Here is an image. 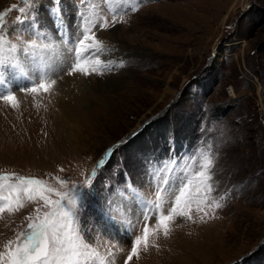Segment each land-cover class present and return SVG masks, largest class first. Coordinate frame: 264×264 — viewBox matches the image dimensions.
Here are the masks:
<instances>
[{
  "label": "rangeland",
  "instance_id": "rangeland-1",
  "mask_svg": "<svg viewBox=\"0 0 264 264\" xmlns=\"http://www.w3.org/2000/svg\"><path fill=\"white\" fill-rule=\"evenodd\" d=\"M135 2L133 12L115 0H0V55L16 65L0 72L1 90L19 101L13 108L0 99V175L66 190L56 177L79 185L107 160L80 202L79 224L108 264H125L141 234L142 199L154 204L163 176L171 183L185 167L198 170V150L210 149L212 196L223 207L203 220L195 211L192 220L178 217L168 237L128 264H264V0ZM80 13L109 20L95 34L105 49L99 59L111 67L79 73L81 114L69 119L52 108V89H21L43 75L58 83L71 68ZM64 52L69 63L58 62L62 73L51 78ZM37 208L46 210L26 201L0 214V252ZM108 238L119 245L113 255Z\"/></svg>",
  "mask_w": 264,
  "mask_h": 264
},
{
  "label": "snow or ice",
  "instance_id": "snow-or-ice-1",
  "mask_svg": "<svg viewBox=\"0 0 264 264\" xmlns=\"http://www.w3.org/2000/svg\"><path fill=\"white\" fill-rule=\"evenodd\" d=\"M111 3L112 0H109ZM116 3L131 5V11L137 10L135 0H115ZM25 9L21 8L20 12ZM62 16V13L60 14ZM19 19V18H18ZM81 24L78 25L79 35L72 41L75 60L68 74L81 73L85 76L103 74L105 67L110 64L99 59V53L105 51L103 42L96 36L98 29H106L109 20L100 16H85L80 13ZM3 16L0 15V22ZM23 24L25 21L20 19ZM116 15L111 20V25L117 23ZM55 23V21H54ZM60 30L58 29V32ZM5 37L0 36V53L4 51ZM48 45H45L47 47ZM15 47V46H13ZM123 67V62H120ZM16 65L0 55V72L15 68ZM2 79V77H0ZM54 79L49 80L46 76L39 78V82H33L32 86L22 91L35 93H48L55 85ZM0 99L8 102L13 108L19 101L11 90L6 93L0 90ZM199 151V169L185 167L177 175L174 182L165 180V187L158 189L154 204L145 205L144 212L139 223L142 225L141 234L135 235L131 243V250L127 255L125 264L138 257L141 250L147 251L151 246L150 241L163 234L168 237L172 231L171 225L175 220L185 218L192 220V212L201 213V219L209 216L210 212L223 207L220 200L213 199L215 186L213 185L214 158L211 150ZM111 156V150H109ZM193 163L196 156L189 158ZM107 160L101 159L97 168L92 170L91 175L82 184H71L67 179L56 177L61 189L51 187L45 180L18 176L15 173L0 175V214H14L25 206V202L39 201L46 209L41 214L36 209L34 217H28L29 223L25 231L19 233L15 240H9L5 250L0 252V264H108L106 259L100 256L98 250L89 243L79 224V207L81 200L89 195L97 171L103 168ZM165 193L171 199H165ZM169 206L165 208V205ZM155 221L153 224L152 221ZM127 234V229L125 230ZM111 245L109 255H113L112 249L119 247Z\"/></svg>",
  "mask_w": 264,
  "mask_h": 264
},
{
  "label": "bare ground",
  "instance_id": "bare-ground-1",
  "mask_svg": "<svg viewBox=\"0 0 264 264\" xmlns=\"http://www.w3.org/2000/svg\"><path fill=\"white\" fill-rule=\"evenodd\" d=\"M59 54H61V55H58L59 57H57L56 60H52L55 64L54 70L53 71L50 70L47 73L51 78L56 77V74H55V76L53 75L54 72H61L62 73L63 67L58 66L57 65V64H59L58 62H62V64H59V65H63V66L65 64L67 65V63H68V60H67L69 58L68 53L64 52V53H59ZM62 55H65V57ZM63 63H65V64H63ZM67 72H69V70H67ZM67 72L62 74V76L59 79L60 81H58V83H56L54 85V87L52 88V90L54 91V93H53L54 96L52 97V99H53L52 100V108L53 109L55 107L58 108L64 117L71 119V117H74V116L77 117L81 114L80 109L82 107L81 102L83 100L79 99V97H77L79 91L82 92L81 87L76 86V81L79 79V73H74V74L69 75ZM56 85H57V87H56ZM0 90H1V88H0ZM58 123H59V121H57V124Z\"/></svg>",
  "mask_w": 264,
  "mask_h": 264
},
{
  "label": "trees",
  "instance_id": "trees-1",
  "mask_svg": "<svg viewBox=\"0 0 264 264\" xmlns=\"http://www.w3.org/2000/svg\"><path fill=\"white\" fill-rule=\"evenodd\" d=\"M172 124V123H171ZM172 126V125H171Z\"/></svg>",
  "mask_w": 264,
  "mask_h": 264
},
{
  "label": "built area",
  "instance_id": "built-area-1",
  "mask_svg": "<svg viewBox=\"0 0 264 264\" xmlns=\"http://www.w3.org/2000/svg\"><path fill=\"white\" fill-rule=\"evenodd\" d=\"M248 9V8H247Z\"/></svg>",
  "mask_w": 264,
  "mask_h": 264
}]
</instances>
